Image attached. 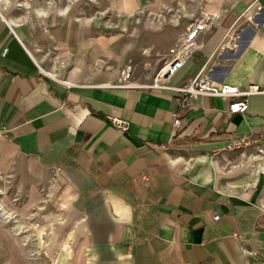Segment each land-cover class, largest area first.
<instances>
[{
	"label": "crops",
	"instance_id": "obj_1",
	"mask_svg": "<svg viewBox=\"0 0 264 264\" xmlns=\"http://www.w3.org/2000/svg\"><path fill=\"white\" fill-rule=\"evenodd\" d=\"M201 14L210 29L164 88L133 76L124 86L120 73L109 82L59 78L37 64L26 31L0 19V161L51 184L48 227L61 251L53 264L264 259V155L255 156L264 149V95L236 115L225 98L189 100L173 126V88L199 72L237 88L264 84V0H208ZM243 139L244 149H226Z\"/></svg>",
	"mask_w": 264,
	"mask_h": 264
},
{
	"label": "rangeland",
	"instance_id": "obj_2",
	"mask_svg": "<svg viewBox=\"0 0 264 264\" xmlns=\"http://www.w3.org/2000/svg\"><path fill=\"white\" fill-rule=\"evenodd\" d=\"M207 2L0 0V14L26 31V48L37 64L59 78L89 82L104 75L100 80L109 82L108 74L114 76L131 65L133 79L145 83L155 78L189 25L201 20ZM58 9L65 13L58 15ZM36 11L46 15L39 16ZM255 151V156H261V150ZM50 187V183L42 184L31 177H17L14 166L5 171L0 161V204L14 218L8 224L0 222V264H53L51 257L61 253L52 249H60V245L51 238L48 227ZM13 222L20 223L23 235H30L28 247L34 248L33 256L27 255L18 238L8 232ZM36 255L41 262L33 260ZM16 256H25L28 262L18 263ZM259 264H264V259Z\"/></svg>",
	"mask_w": 264,
	"mask_h": 264
},
{
	"label": "built area",
	"instance_id": "obj_3",
	"mask_svg": "<svg viewBox=\"0 0 264 264\" xmlns=\"http://www.w3.org/2000/svg\"><path fill=\"white\" fill-rule=\"evenodd\" d=\"M212 18L215 19L217 16H213ZM0 19L5 21V18L1 14ZM208 29H210L208 18H201V20L189 25L185 36L169 51L166 62L157 71L152 87L164 88L163 82L172 77L184 66L186 60L192 53L199 34ZM4 54L5 50L3 52ZM132 76V66H125L120 72V82L122 85L127 86ZM173 91L178 94L177 100L179 103V112L174 115L173 126L178 128L180 126V114L186 110L189 100H195L205 96L225 98L230 101L227 109L229 115L244 114L248 110L250 97L264 95V84H249L244 88H237L230 85L216 84L199 72L191 81L180 87L173 88ZM111 122L116 129L126 131L127 123L125 121L112 118ZM5 132V126L0 122V134H4ZM247 143L245 139L239 140L230 144L226 149L240 151L244 149ZM214 219L217 220L218 216H215Z\"/></svg>",
	"mask_w": 264,
	"mask_h": 264
},
{
	"label": "bare ground",
	"instance_id": "obj_4",
	"mask_svg": "<svg viewBox=\"0 0 264 264\" xmlns=\"http://www.w3.org/2000/svg\"><path fill=\"white\" fill-rule=\"evenodd\" d=\"M40 13H44V12H41V11H36V14L39 15V16H44V15H40ZM65 11H62L60 9H58V15H62L64 14ZM20 22V21H19ZM23 23V21H22ZM10 24L13 25L14 27H16L17 25L15 24L14 21L10 20ZM50 74V73H49ZM52 74V73H51ZM50 76V75H49ZM53 75H51L52 77ZM261 154L264 155V149L262 150ZM264 157V156H263ZM260 170L264 171V164H262L260 166ZM11 219H14L12 214L9 213L8 211H6V209L4 208L3 204H0V222L4 224H8L10 223ZM20 224V223H19ZM18 223L16 222H13V226L11 228H9L8 232L14 236V237H17L19 242L22 244V246H24L25 248V252L27 255L31 256V254L34 252V248L32 246L29 245L28 247V242H31L32 241L30 240L31 238L30 235L26 234V235H23L22 234V226L19 225ZM6 226V225H5Z\"/></svg>",
	"mask_w": 264,
	"mask_h": 264
},
{
	"label": "clouds",
	"instance_id": "obj_5",
	"mask_svg": "<svg viewBox=\"0 0 264 264\" xmlns=\"http://www.w3.org/2000/svg\"><path fill=\"white\" fill-rule=\"evenodd\" d=\"M40 15H46V13H40Z\"/></svg>",
	"mask_w": 264,
	"mask_h": 264
}]
</instances>
